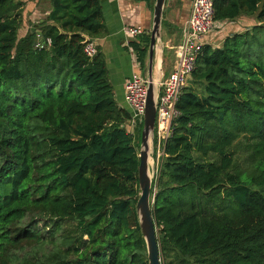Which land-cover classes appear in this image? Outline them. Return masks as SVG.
Here are the masks:
<instances>
[{"label":"trees","instance_id":"obj_1","mask_svg":"<svg viewBox=\"0 0 264 264\" xmlns=\"http://www.w3.org/2000/svg\"><path fill=\"white\" fill-rule=\"evenodd\" d=\"M50 6L19 37L22 3L0 0V264H148L131 116L102 54L83 53L84 37L106 31L100 0ZM213 6L215 22L257 24L204 45L191 77L201 91L177 103L151 187L161 264H264V0ZM149 42L129 44L146 72ZM170 57L163 48V69ZM243 135L240 169L231 150Z\"/></svg>","mask_w":264,"mask_h":264},{"label":"crops","instance_id":"obj_2","mask_svg":"<svg viewBox=\"0 0 264 264\" xmlns=\"http://www.w3.org/2000/svg\"><path fill=\"white\" fill-rule=\"evenodd\" d=\"M22 3V26L18 32L23 37L33 25L43 21L50 13V0H17ZM102 19L105 26V34L101 38L94 39L99 53L102 54L107 70L108 81L112 87V93L116 105L126 110L132 117V112L124 97V84L132 75L141 76L137 58L129 44L137 42L140 37L150 35L153 18V5L135 0H100ZM191 0H168L164 10V22L168 28L163 29V40L160 42V50L156 52L154 64L156 65L157 55L167 48L171 56L165 62L163 71L168 69L169 73L175 66L174 48L181 41V29L189 17ZM257 23L254 18L242 16L232 21L215 22V29L204 39V45L211 48H219L222 43L235 34H243L250 30ZM140 27L144 33L136 38L129 36L128 30ZM224 33L223 36L219 34ZM220 42L217 43V40ZM154 65V68H155ZM162 66V63H161ZM147 76V75H146ZM145 76V77H146ZM192 77V76H191ZM188 80V87L197 92L201 91L198 83L192 78ZM187 87V86H186ZM126 124V130L133 134L134 139L138 137L139 126L131 127Z\"/></svg>","mask_w":264,"mask_h":264},{"label":"built area","instance_id":"obj_3","mask_svg":"<svg viewBox=\"0 0 264 264\" xmlns=\"http://www.w3.org/2000/svg\"><path fill=\"white\" fill-rule=\"evenodd\" d=\"M213 2L214 0H191L189 17L181 29V41L174 48V69L168 76L161 74L160 79L155 83L157 106L151 147L154 178H157L159 174L161 161L164 157V144L171 136L173 124L179 116L177 103L196 69V62L202 54L205 37L215 29ZM143 33L144 31L140 27L128 30L129 36L133 38L139 37ZM84 44L83 53L85 56L89 59L95 57L98 51L94 42L89 39L87 42L84 41ZM45 45H50L49 39L45 41ZM43 46L44 43L40 42L35 45L37 48ZM147 82V76L132 75L124 84L125 101L133 114L128 126H140L143 122Z\"/></svg>","mask_w":264,"mask_h":264},{"label":"water","instance_id":"obj_4","mask_svg":"<svg viewBox=\"0 0 264 264\" xmlns=\"http://www.w3.org/2000/svg\"><path fill=\"white\" fill-rule=\"evenodd\" d=\"M166 0H155L153 6L152 28L150 32V42L147 60V96L146 107L143 115V128L141 132V142L139 147L138 166V186L139 198L135 210L138 217L139 229L146 247V257L148 264H161L159 245L157 243V231L152 213L153 197L151 198V187L154 179V165L151 160V147L153 141L157 93L153 79L154 61L157 49L161 42V24ZM88 37H84L87 42ZM160 59V70H161ZM150 171L152 177L150 176Z\"/></svg>","mask_w":264,"mask_h":264},{"label":"rangeland","instance_id":"obj_5","mask_svg":"<svg viewBox=\"0 0 264 264\" xmlns=\"http://www.w3.org/2000/svg\"><path fill=\"white\" fill-rule=\"evenodd\" d=\"M223 35H224V33L219 34V36H223ZM219 42H220V39L217 40V43H219ZM160 59H161V55L158 54L157 55L156 65L154 64L155 68H154V73H153L154 77L153 78H160V76H161V72L163 70V67L161 66V70H160V72H158V66H157V62H159ZM140 73H141V75L143 77H145L147 75V72L145 70H143V69H140ZM163 73H164V76H168L169 75L168 69H165L163 71ZM188 85H189V83H188ZM188 85H187V87H188ZM142 128H143V122L139 126V130L141 129V132H142ZM134 144H135L136 148L139 149L138 139H134ZM231 151H232V153L234 155V160H235L238 168H240V169L246 168L247 156L250 153V149L246 146V141L244 139V135L241 136L240 140L236 144H234V146H233ZM150 162H151V160H150ZM150 176L152 177L151 171H150ZM155 191L156 190H154V192ZM161 262H162V259H161Z\"/></svg>","mask_w":264,"mask_h":264},{"label":"bare ground","instance_id":"obj_6","mask_svg":"<svg viewBox=\"0 0 264 264\" xmlns=\"http://www.w3.org/2000/svg\"><path fill=\"white\" fill-rule=\"evenodd\" d=\"M157 66H158V72H160V60L159 62H157ZM153 79H154V83H156L160 78H153Z\"/></svg>","mask_w":264,"mask_h":264}]
</instances>
